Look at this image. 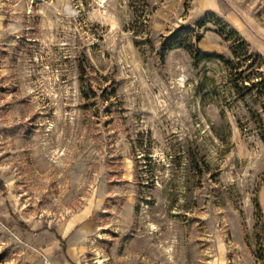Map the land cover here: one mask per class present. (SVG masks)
<instances>
[{"label": "rangeland", "instance_id": "1", "mask_svg": "<svg viewBox=\"0 0 264 264\" xmlns=\"http://www.w3.org/2000/svg\"><path fill=\"white\" fill-rule=\"evenodd\" d=\"M0 264H264V0H0Z\"/></svg>", "mask_w": 264, "mask_h": 264}, {"label": "trees", "instance_id": "2", "mask_svg": "<svg viewBox=\"0 0 264 264\" xmlns=\"http://www.w3.org/2000/svg\"><path fill=\"white\" fill-rule=\"evenodd\" d=\"M176 38H177V36L170 35L167 38V41H171L170 39L176 40ZM200 38L201 37H199V36L195 37V39H194L195 43H198L200 41ZM88 68H89V65H88ZM90 68H91V70H93V67L90 66ZM78 69H79L78 78H79V84H80V93H81V96L83 99V108L85 110H90V106L95 105L99 101V99L107 100V99H105V96H107L108 99L113 97L115 100V101L107 100L108 104H114L113 102H116V96L113 95L114 94L113 88H111L109 93H107L108 92L107 87H98L97 89H92L91 83L89 81L88 69H86V66L84 68L81 64H79ZM93 72H94V74H96L95 71H93ZM98 77L103 81L106 80L105 76L98 75ZM116 108L117 107L115 106V107H113L112 110L108 111L110 114L111 122H113V115L117 114ZM257 257H258V255H257Z\"/></svg>", "mask_w": 264, "mask_h": 264}]
</instances>
